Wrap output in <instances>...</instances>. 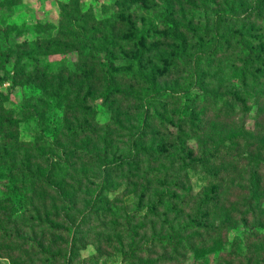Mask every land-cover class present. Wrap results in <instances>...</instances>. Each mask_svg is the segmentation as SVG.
Masks as SVG:
<instances>
[{
	"label": "rangeland",
	"instance_id": "1",
	"mask_svg": "<svg viewBox=\"0 0 264 264\" xmlns=\"http://www.w3.org/2000/svg\"><path fill=\"white\" fill-rule=\"evenodd\" d=\"M254 1L170 0L176 26L171 34L161 21L158 0H0V156H13L16 140L33 144L40 136L52 139L77 108L75 104L85 99L90 64H86L87 50L80 46L79 36L82 31L89 36L93 27L89 20L78 22L79 15L114 22L108 43L113 41L117 49L119 75L149 79L137 88L119 83L125 95L137 100L125 112L134 111L139 117L143 94L150 88H185L194 74L193 62L201 59L199 82L191 96L204 94L205 101L192 105L187 100L188 113L196 117V130L186 127L179 138L177 123L163 116L162 106L167 105L155 102L158 116L169 119L165 132L161 123L153 129L171 143L168 162L178 153L172 152L175 148L185 157L182 163L174 160L178 162L174 173L188 176L196 198H208L210 193L218 198L210 212V225L220 234L212 244L188 254L184 264H264V1L257 11ZM221 15L225 16L217 31L223 39L221 50L215 56L202 57L214 41L213 23ZM129 26L139 31L136 40L131 39ZM142 32L148 35L141 37ZM241 42L261 55L256 62L248 61L245 72ZM3 53L8 54L7 62ZM100 95L101 90L91 94L94 100L85 110L93 108L95 123L104 125L112 113L110 103L103 104ZM23 106L35 107L42 116V134L36 121L22 113ZM167 107L169 114L175 113L172 104ZM10 124L16 126L14 132L8 130ZM192 136L195 138L189 139ZM181 141L186 142L185 150ZM222 145L223 150L201 166L203 155ZM24 159V152L18 150L13 166H0V251L6 249L3 242L7 237L17 236L29 226L31 188L19 168ZM123 190L121 184H115L109 197ZM15 221L19 224L14 225ZM111 231L103 235L105 240L122 242L126 253L128 239ZM97 234L102 235L92 229L81 233L72 264H131L123 260L119 245H105ZM2 256H6L4 252H0V264H12Z\"/></svg>",
	"mask_w": 264,
	"mask_h": 264
},
{
	"label": "trees",
	"instance_id": "2",
	"mask_svg": "<svg viewBox=\"0 0 264 264\" xmlns=\"http://www.w3.org/2000/svg\"><path fill=\"white\" fill-rule=\"evenodd\" d=\"M263 1L255 0L254 10H260ZM158 3L161 21L173 34L176 26L170 0H158ZM224 17L221 15L215 19L214 41L202 52V57L215 56L221 50L223 39L218 37L217 31ZM87 20L93 29L89 36L83 31L79 36L80 46L87 50L86 64H90L89 76L84 82L85 99L75 104L77 108L69 114L72 120L68 118L52 139L40 136L33 144L17 140L13 144L11 152L14 157L18 150L25 155L19 168L27 176L31 188L26 217L29 226L24 230L26 232L7 237L3 242L6 249L0 251L6 256L1 258L12 264H72L79 250L81 233L92 229V232H101L102 235L96 237L105 245H119L125 262L184 264L188 254L212 244L220 234L210 225V212L216 207L218 198L213 193L203 199L193 195L188 176L174 173L178 164L174 160L178 158L179 162H184L183 152L175 148L172 152L178 153L168 162V145L171 143L154 134L153 129L161 123V130L165 132L170 119L177 123L175 131L179 138L186 127L192 132L196 130L193 128L196 117L188 113L187 100H191L192 105L205 101L204 94L200 98L191 96V90L199 82L197 72L202 65L201 59L193 62L194 74L185 88L164 91L150 88L146 91L142 113L137 117L134 111H124L137 100L131 94L125 95L119 83L126 82L137 88L149 79L143 75H119L115 59L117 49L113 41L108 43L115 23L96 22L85 13L78 17V22ZM129 28L131 39L136 40L139 31L132 26ZM141 35L148 34L142 32ZM241 45L245 52V72L250 66L248 61L256 62L261 55L242 42ZM2 56L7 62L8 54ZM100 90V101L110 103L108 107L112 113L104 125L95 123L93 108L85 110L94 100L90 95ZM75 96L78 99L80 95ZM157 100L167 106L172 104L171 108L176 110L169 114L170 107L162 106L163 116L169 119L158 116ZM22 113L36 121L42 134L43 119L36 108L23 106ZM134 117L136 119H132ZM8 130L14 132L16 126L10 124ZM224 147L222 145L209 155H203L201 166L210 161L209 156ZM186 148V142L181 141V149ZM13 156H0V166H13ZM115 184H121L124 190L110 198ZM125 198L131 201L125 202ZM13 224L19 223L15 221ZM110 231L128 239L126 253L122 242L114 244L105 240L103 235H110Z\"/></svg>",
	"mask_w": 264,
	"mask_h": 264
}]
</instances>
